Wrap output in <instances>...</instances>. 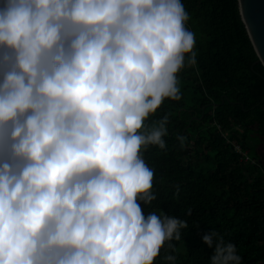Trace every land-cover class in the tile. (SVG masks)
Wrapping results in <instances>:
<instances>
[{"label": "clouds", "instance_id": "1", "mask_svg": "<svg viewBox=\"0 0 264 264\" xmlns=\"http://www.w3.org/2000/svg\"><path fill=\"white\" fill-rule=\"evenodd\" d=\"M188 19L182 0H0V264H154L181 238L186 221L141 209V150L165 148L167 117L145 121L180 99ZM201 239L208 264H241Z\"/></svg>", "mask_w": 264, "mask_h": 264}, {"label": "trees", "instance_id": "2", "mask_svg": "<svg viewBox=\"0 0 264 264\" xmlns=\"http://www.w3.org/2000/svg\"><path fill=\"white\" fill-rule=\"evenodd\" d=\"M182 3L185 26L195 37V62L186 55L177 74L180 99H165L145 121L151 127L167 117V134L164 149L141 150L154 172L157 200L140 204L145 215L162 209L189 227L179 240L165 242L154 264L169 253L177 264H208L212 249L201 237L210 230L236 246L241 264H264V164L258 155L264 146V66L256 62L237 0Z\"/></svg>", "mask_w": 264, "mask_h": 264}, {"label": "water", "instance_id": "3", "mask_svg": "<svg viewBox=\"0 0 264 264\" xmlns=\"http://www.w3.org/2000/svg\"><path fill=\"white\" fill-rule=\"evenodd\" d=\"M238 10L257 61L264 66V0H237Z\"/></svg>", "mask_w": 264, "mask_h": 264}, {"label": "rangeland", "instance_id": "4", "mask_svg": "<svg viewBox=\"0 0 264 264\" xmlns=\"http://www.w3.org/2000/svg\"><path fill=\"white\" fill-rule=\"evenodd\" d=\"M201 38H202V40L205 39L204 36H202ZM252 120H253V115L249 114L247 116V121H252ZM236 148H238V146ZM258 155H259V160L264 164V146L263 145H260L258 147ZM202 156H204V153L199 152L198 157H202Z\"/></svg>", "mask_w": 264, "mask_h": 264}, {"label": "built area", "instance_id": "5", "mask_svg": "<svg viewBox=\"0 0 264 264\" xmlns=\"http://www.w3.org/2000/svg\"><path fill=\"white\" fill-rule=\"evenodd\" d=\"M236 147H237V146H236ZM236 149H237L238 151H240L239 148H236Z\"/></svg>", "mask_w": 264, "mask_h": 264}]
</instances>
